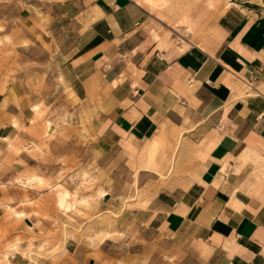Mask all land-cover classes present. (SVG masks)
Listing matches in <instances>:
<instances>
[{"label":"crops","instance_id":"obj_1","mask_svg":"<svg viewBox=\"0 0 264 264\" xmlns=\"http://www.w3.org/2000/svg\"><path fill=\"white\" fill-rule=\"evenodd\" d=\"M0 6H21L24 22L62 34L64 80L91 115L87 153L138 158L140 170L151 169L142 156H168L169 186L132 212L140 224L159 220L202 264H264V79L256 90L243 85L264 63V0ZM29 116L0 110V264H116L104 240L94 246L80 236V218L59 211L49 186H35L32 174L80 194L85 178L75 163L21 149L37 142ZM27 177L31 185L17 182ZM65 217L77 224L64 225Z\"/></svg>","mask_w":264,"mask_h":264},{"label":"rangeland","instance_id":"obj_2","mask_svg":"<svg viewBox=\"0 0 264 264\" xmlns=\"http://www.w3.org/2000/svg\"><path fill=\"white\" fill-rule=\"evenodd\" d=\"M61 35L24 22L21 6H0V110L9 105L19 115L31 113L26 120L31 123L27 130L37 142H26L21 149L41 160H55L63 167L75 163L85 178V184L78 186L80 194L32 174L39 179H34L35 186H49L59 211H71L80 218V236L94 246L104 240L102 250L116 264H202L200 252L173 244V239L159 228V220L140 224L132 216L147 200L158 194L161 199L160 192L167 190L173 172H168L166 154L156 149L148 157L142 156L151 169L140 170L143 163L138 158H124L115 152L103 158L97 151L86 152L91 115L64 80L59 56ZM61 170L58 177L68 171ZM29 181L27 177L24 185H31L33 180ZM102 196L103 208L90 215V208ZM74 219L65 217L64 225L77 224Z\"/></svg>","mask_w":264,"mask_h":264},{"label":"built area","instance_id":"obj_3","mask_svg":"<svg viewBox=\"0 0 264 264\" xmlns=\"http://www.w3.org/2000/svg\"><path fill=\"white\" fill-rule=\"evenodd\" d=\"M262 77L264 79V63L257 68V70L250 74V76L247 79L243 80V85L248 90H256L254 83L258 81Z\"/></svg>","mask_w":264,"mask_h":264},{"label":"bare ground","instance_id":"obj_4","mask_svg":"<svg viewBox=\"0 0 264 264\" xmlns=\"http://www.w3.org/2000/svg\"><path fill=\"white\" fill-rule=\"evenodd\" d=\"M23 185L26 183V181L19 180ZM28 182V181H27Z\"/></svg>","mask_w":264,"mask_h":264}]
</instances>
